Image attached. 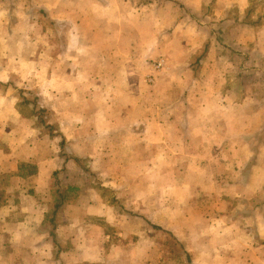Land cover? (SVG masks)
<instances>
[{
  "label": "crops",
  "instance_id": "0c3cea01",
  "mask_svg": "<svg viewBox=\"0 0 264 264\" xmlns=\"http://www.w3.org/2000/svg\"><path fill=\"white\" fill-rule=\"evenodd\" d=\"M53 1L69 12L49 16L52 44L43 43L50 31L42 28L32 47L0 45V178L7 177L0 187V264H75L69 258L109 257L118 254L109 246L126 242L140 257V246L157 239L139 229L129 241L127 214L155 221L160 212L161 227L189 230L191 213L209 209L199 202L203 180L219 197L211 211L228 220L205 225L211 224L221 249L203 257L200 248L197 257L207 264H264V142L254 143L252 130L254 118L264 116V94L256 95L246 77L248 62L239 81L229 52L264 51L257 41L264 39V26L238 16L249 0H216L223 16H193L203 38L197 46L182 24L174 31L181 17L173 20L163 29L167 47L184 36L178 50L192 52L201 44L206 53L196 73L188 68L179 77L164 76L171 67L166 56L156 59L150 87L130 76L141 67V47L126 49L120 38L135 36L141 16H174L175 0ZM213 19L221 24L217 30ZM123 69L129 76L118 73ZM45 109L54 117L52 133L40 121ZM177 186L181 200L173 199ZM231 199L243 208L234 212ZM97 217L104 221L96 227L100 234L124 231L77 235Z\"/></svg>",
  "mask_w": 264,
  "mask_h": 264
},
{
  "label": "rangeland",
  "instance_id": "374dc122",
  "mask_svg": "<svg viewBox=\"0 0 264 264\" xmlns=\"http://www.w3.org/2000/svg\"><path fill=\"white\" fill-rule=\"evenodd\" d=\"M175 1L176 2L173 8L174 16H141V21L139 24L136 23L137 26H135L137 30L135 36H133L132 39H129L127 35H124L123 38H120V40H122L120 41V44H123L126 49H129V47L131 49L132 46L141 47V67L138 71L136 70L134 74L131 73L130 76L137 78L139 83H146L145 85L148 87L154 83L155 78L153 75L154 71L152 66L156 59L166 56L169 59V66L171 67H168L164 70V76L179 77L181 75L186 76L185 73L188 68H192L196 73L198 71L196 68L197 62L199 58L206 53L205 48L201 44L198 45L199 48L196 47L192 52L178 50L180 41H182V39L185 40L184 36H182V39L178 38V36H175L172 41H179V43H174V47H171L173 45H168L167 47L166 42L169 39V34L167 36L165 34L166 31L163 32V29L171 27L173 22H175L173 20L180 16L181 19L175 26H173L174 31L176 32L178 24H182L185 26V30L191 31L188 39L192 41L193 45L197 46L199 40H203V38H201V34L199 32L200 29L199 31L197 30V24L193 16L209 15L217 17L224 15L221 13V6L215 3L216 0H208L207 4H205V2H200L199 5L190 6H188V4H179V0ZM198 7L200 10H197ZM61 9H64V7L60 6L59 11V7L55 5L53 0H0V45L7 42L10 43L12 47L16 46L17 44L28 46L31 45L32 47L34 46L35 42H37L40 29L42 28H45V32L50 31V33L43 39V43L45 45L52 44L53 39L50 37V34L53 30V22L48 20V18L49 16H68L65 14V12H69V7H67L66 11H61ZM238 12H240L238 13V16H244V21L246 18H248L249 21L253 22L255 26H264V0H249L245 9L239 8ZM226 13H229L228 9L226 10ZM73 16H76V14ZM210 22L212 25H216V23H218V21H215L214 19ZM127 23L128 22L126 21V24ZM220 27L221 24L216 25L214 29L217 30ZM124 29L132 30L131 28L129 29L128 26H125ZM170 33L172 32L170 31ZM155 34L158 36H155ZM245 38L247 37L237 39L243 40ZM214 40H216V38H214ZM208 41L211 45L213 44L212 40L208 39ZM257 41H262L261 43H263L264 39L260 37L257 39ZM210 44L207 43L205 47H208ZM254 45L256 46V43H254ZM12 50L13 48H10L9 51ZM239 50H241V52L229 51L233 55V58H231L232 62L236 61L237 64L236 76L240 81L244 69L242 67L246 62H248L250 64L249 67L251 71L248 73V75H246V77L248 79L252 78L251 80L253 81L255 94L258 95L257 92H260L261 94L259 96H261L264 94V51H262V49L259 47H257V49L254 47V50L251 53L245 52L244 49L239 48ZM130 55L133 56L132 54ZM225 57L226 60L228 58V61L230 60L229 54H226ZM125 58L127 60L131 59L128 57ZM157 64L158 62H156V65ZM118 73L120 75L129 76L127 69L119 70ZM151 79H153V82ZM241 83L244 84V81L242 80ZM146 92H149V89ZM262 103V107L264 108V102ZM47 111L48 109H45V112L42 113L43 116L40 117V121L45 122L47 126V132L52 133L54 117L49 115ZM252 130L253 137H255L254 143H259L261 145V143L264 142V116H262L260 119L257 117L254 118ZM6 185L7 177L3 176L0 178V187L4 189ZM64 188L66 187L64 186ZM198 188L203 194H201L202 196L199 198V202L204 205H208L209 209H205V211L200 213H191V227L189 230L182 228L181 224L175 226L173 230L161 227L159 224L163 222L165 214L160 212L158 214V218L154 219L155 221L148 219L144 215L141 216L139 214H127L126 220L132 224L125 230V234L129 236V241H133V238L137 236L139 229L142 236L157 239V243L155 245L145 244L140 246L142 250V255L140 257L133 252V248L136 246L131 244V242H126V244L120 243L114 246H109L110 248L118 250V254L113 253L110 256L108 255L109 257H105L106 255L100 254L99 258L90 257L86 260H83L80 258L81 256H79L77 257V260H75V258L69 259H72L71 262L75 264H207L208 260H202L201 257H197L199 249L203 248L200 250V254L204 257L211 255L214 250L215 252H217V249L220 250L221 245L219 244V241L212 240L210 232L211 224L208 227L205 225H207L209 222L211 223L215 219L223 218L228 220V218L222 217L219 214H216L217 212H212L210 209V206L216 204L219 198L212 195V182L203 180L201 185L199 183ZM235 190L237 191V189ZM181 193L182 190L179 188V186L175 187L173 199L181 200ZM230 201V206H233L235 209L234 212H236L235 207L238 205L241 206V203H239L236 199L228 200V203ZM257 203L258 201L254 200L253 205ZM260 204L263 206L264 200ZM241 208L243 207L241 206ZM234 212L228 213L235 216L240 215ZM63 214L66 215V213ZM178 215L181 217V214ZM51 217H53L52 213L49 214V218ZM137 221H142L140 227L139 225L135 224ZM175 221L178 220L175 218ZM103 222V217L94 218L93 222L89 223L92 227H89L87 231H77V235L83 236L86 234L87 236L91 237H102L105 233L104 231L107 232L108 229H105L100 234V230H98L96 227L103 224ZM123 231V229L114 228L108 230V233H110L112 237H116L119 235V232L121 233ZM63 235H66V233ZM184 238H188L187 240L189 241H183ZM216 242L219 244L218 246H215ZM134 259H136V261ZM64 260L65 259H63V264H67L68 261Z\"/></svg>",
  "mask_w": 264,
  "mask_h": 264
},
{
  "label": "built area",
  "instance_id": "2783aa9c",
  "mask_svg": "<svg viewBox=\"0 0 264 264\" xmlns=\"http://www.w3.org/2000/svg\"><path fill=\"white\" fill-rule=\"evenodd\" d=\"M162 66H163V62H158L157 67L160 68ZM151 81H153V79H151Z\"/></svg>",
  "mask_w": 264,
  "mask_h": 264
}]
</instances>
